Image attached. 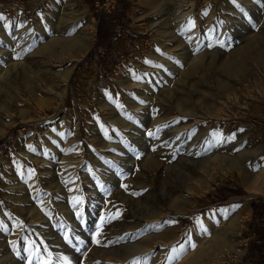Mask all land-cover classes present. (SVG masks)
I'll use <instances>...</instances> for the list:
<instances>
[{
	"label": "rangeland",
	"instance_id": "374dc122",
	"mask_svg": "<svg viewBox=\"0 0 264 264\" xmlns=\"http://www.w3.org/2000/svg\"><path fill=\"white\" fill-rule=\"evenodd\" d=\"M154 1L0 0L1 28L22 21L37 35L51 13L74 11L95 36L66 97L44 105L34 86L31 100L15 75L22 113L1 114L0 208L20 234L0 218V264H184L235 214L239 253L214 264L264 261V0ZM38 67L36 56L35 85ZM200 160L226 163L201 193ZM66 175L77 193L56 191ZM16 179L55 198L49 212L27 220Z\"/></svg>",
	"mask_w": 264,
	"mask_h": 264
},
{
	"label": "bare ground",
	"instance_id": "6f19581e",
	"mask_svg": "<svg viewBox=\"0 0 264 264\" xmlns=\"http://www.w3.org/2000/svg\"><path fill=\"white\" fill-rule=\"evenodd\" d=\"M154 2H155L154 0H151V3ZM189 2L190 0H180L179 2L180 6L178 8H181L183 4L188 5ZM73 14H75L74 11L64 12V13L62 12L51 13L50 14L51 18L48 17L47 20L46 17L48 23L45 30H43L42 28L37 29L38 30L37 35H35L34 33L30 34L27 30L28 23L22 21L21 23L19 22L20 25L16 22H13L12 24L10 23V25L5 28L0 27V92L4 88H8L10 85L13 86L12 89H8L9 91H7V94L8 92L10 93L13 91L12 95L8 96L10 98V103L9 104L7 103L5 105L4 104L0 105V112H2L0 113V134L5 129V123L1 119L2 116L1 114L4 115L10 114V111L13 112V109L18 114L22 113V111L19 110L20 108L18 109V107H16L15 104L17 103L16 100L21 99L20 94H18V92L22 90L18 85L19 83L15 79L16 74L18 75L19 73H22L23 89L26 91L27 95L26 94L25 95L31 100H33L32 98L37 97L33 90L34 86L35 88L37 86L38 90L41 92L42 96L40 98L37 97V99L39 100V102L41 101L43 104L48 103L47 102L48 98L57 99L58 97L59 98L60 97L62 98L63 96L66 97L68 86L70 85V76L72 74L73 68L75 64L81 58H83L86 51H88V48L93 43V39L95 37L93 35L94 32L91 30V27L89 25L90 20L84 21L83 24L80 26L77 24L76 21L84 18V16H81L80 14L73 16ZM175 15L176 18L181 19V15H179V13H176ZM36 24L38 27L39 26L41 27L39 21H37ZM181 43H182L181 41L179 42L176 41L174 45V48L176 50L173 48L174 51L172 50V52L174 55L178 57H182L184 62L187 64L188 60H190L189 59L190 54L188 52L186 53L183 50L185 44L182 45ZM162 48L165 51L170 50L168 49L167 46H163ZM36 56H37V64L39 66L38 67L39 74L37 79H39L38 82H40V84L37 85L34 84L33 78H35L34 77L35 73L32 70L33 59ZM168 62L165 64L169 66L171 62L170 63ZM176 63L177 65H179V62ZM55 68H57V70L61 68H65L67 69V72L65 73V70L64 71L62 70V72L60 71L59 73H55L56 71ZM53 69H55L54 72ZM170 69L175 70L176 67H174V65L173 66L171 65ZM51 75H55L58 80L53 82L52 80L53 78H51ZM47 96L48 98H46ZM131 107L133 108L138 106L132 104ZM212 140L217 141L218 139L213 138ZM30 159L32 161L31 163H33L34 165H38L39 167L44 164V160H39L38 158H34V157H30ZM199 164H200L199 169L202 172V184L200 185L198 190L200 192L207 188L209 181L214 178L216 174L215 172L221 169L224 164L226 165V163L224 161V163L217 168L211 167V162H209L208 160H200ZM228 164L229 166L239 168L238 158L236 160L229 161ZM44 173L47 174L48 170H45ZM67 179H68L67 175L63 178L60 177L61 184H59L60 187L56 186L58 188L56 191H63V192L67 191V193L70 192L71 194H74L77 192L76 190H72L73 187L75 188L79 186L83 187L82 181L81 182L78 180L70 181ZM34 180L35 179L28 180L27 182H25L24 180L16 179L15 188L13 191L14 194L12 199V202L15 203L16 209L20 210L23 213V216L26 217V219L30 220L31 222H33L35 219L38 218L35 217V215L37 216L39 212H43L42 210L48 211L47 209H49V207L51 206L49 205V201L55 199V198L54 199L50 198L49 197L50 195L47 194L46 192L41 191L39 189H35ZM196 194L198 193L196 192ZM258 195L261 194H259L258 192H253L252 194V196H258ZM37 201L39 202V206H37ZM54 204H57L59 208L65 207V205L60 206L59 202H54ZM237 215L238 214L231 216V218L223 227L221 226L219 228H215L212 231H210V238H211L210 241L201 250H199L189 258H187L185 262L183 260L184 264H214L215 262L218 261L222 262L224 259L223 254L225 250L226 251L229 250V252L233 251L236 254H238L239 247L237 249L238 240L236 236V231L239 229V223L237 220ZM0 218L7 222H10L12 224V228L16 229V231L20 226V224L15 225L16 221H14L2 208H0ZM16 233L20 234L19 231H17ZM13 238L17 239V236L12 237V239ZM142 249L147 251L145 247H142Z\"/></svg>",
	"mask_w": 264,
	"mask_h": 264
},
{
	"label": "crops",
	"instance_id": "0c3cea01",
	"mask_svg": "<svg viewBox=\"0 0 264 264\" xmlns=\"http://www.w3.org/2000/svg\"><path fill=\"white\" fill-rule=\"evenodd\" d=\"M263 203H264V200H263ZM260 264H264V261H263V262H261Z\"/></svg>",
	"mask_w": 264,
	"mask_h": 264
}]
</instances>
